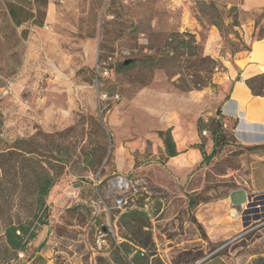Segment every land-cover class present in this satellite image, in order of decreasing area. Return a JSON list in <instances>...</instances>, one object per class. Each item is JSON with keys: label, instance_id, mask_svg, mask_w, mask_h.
Wrapping results in <instances>:
<instances>
[{"label": "rangeland", "instance_id": "374dc122", "mask_svg": "<svg viewBox=\"0 0 264 264\" xmlns=\"http://www.w3.org/2000/svg\"><path fill=\"white\" fill-rule=\"evenodd\" d=\"M246 1L56 0L57 18L53 28L44 27L43 45L30 44L0 10V139L73 128L70 141L82 139L87 152L102 157L96 170L75 164L48 198L56 264H114L113 241L126 242L119 216L128 207L149 214V264H200L216 255L247 264L264 253V206H235L230 199L235 190L248 191L252 164L262 154L246 150L226 119L228 145L207 165L202 156L194 165L191 156L182 175L169 165L158 135L171 107L195 104L184 97L190 92H208L211 115L203 119L222 111L219 74L264 37V8L249 9ZM190 36L197 55H176ZM164 53L175 57L171 68L117 71L123 62ZM98 66L109 75L96 73ZM185 83L191 91L175 86ZM198 137L211 153L210 132ZM119 179L125 182L115 187Z\"/></svg>", "mask_w": 264, "mask_h": 264}, {"label": "trees", "instance_id": "16d2710c", "mask_svg": "<svg viewBox=\"0 0 264 264\" xmlns=\"http://www.w3.org/2000/svg\"><path fill=\"white\" fill-rule=\"evenodd\" d=\"M190 37L191 43L183 40L185 45L175 48L176 55H197L195 38ZM188 48L191 51L185 52L184 49ZM173 59L175 57L171 58L168 53L160 58L144 56L136 61L119 64L117 71L122 72L138 66L163 69L170 67ZM205 61V58L201 59V62ZM248 85L254 95L264 96V88H261V85L264 86V75L248 81ZM175 86L182 91L192 90L187 83ZM226 119L221 110L216 117L198 118V131L210 132L213 142L212 152L209 154L203 143L193 145L202 154V165L210 164L228 145L230 140L227 136V125L224 123ZM98 127L100 128V124ZM234 128L235 125L232 132ZM73 131L70 128L62 132L48 133L38 129L29 137H18L11 141L0 139V264H23L39 251L40 246L33 247V244L44 228L49 230L51 208L47 203L48 198L56 184L75 164L82 170H96L101 166L102 157L97 150L87 152L88 147L83 144L82 139L77 142L70 141ZM158 135L163 140L167 158L178 156L173 129L161 130ZM244 147L250 152L264 155V145ZM118 226L125 230L126 242L117 244L113 241L112 262L149 264L153 255H148L145 251L153 248L154 244L149 214L141 207H128L120 213ZM102 230L108 232V228L103 227ZM132 246L135 249L132 250ZM31 250L32 254L26 260L18 261L20 254L25 256ZM255 256L248 264H264V253Z\"/></svg>", "mask_w": 264, "mask_h": 264}, {"label": "crops", "instance_id": "0c3cea01", "mask_svg": "<svg viewBox=\"0 0 264 264\" xmlns=\"http://www.w3.org/2000/svg\"><path fill=\"white\" fill-rule=\"evenodd\" d=\"M56 0H0V10L5 12L21 36L32 44L35 40L43 45L46 38L44 27L53 28L57 18ZM249 9L262 10L264 0H247ZM253 28L246 30V36H251ZM226 64L225 73L219 74L223 92L216 97L222 99V113L235 125L234 133L238 141L246 147L264 145V96H256L248 81L261 78L264 75V37L253 41L251 49L238 53L232 61ZM220 86V88H221ZM212 93V92H210ZM185 99H194L195 104L169 109L164 129L172 128L179 155L168 158L169 165L182 175L189 170L191 156L194 165L201 159L200 151L193 147L198 141V131L194 123L200 117L210 116L212 108L208 92L197 91L184 95ZM247 191V190H246ZM251 203L261 202L264 206V155L255 157L251 167L247 191ZM47 228L41 231L33 247L39 251L23 264H56L53 259V249L49 246ZM45 242V243H44ZM256 256H252L250 261ZM249 261V262H250ZM248 262V263H249ZM247 263V264H248ZM200 264H236L225 256L216 255Z\"/></svg>", "mask_w": 264, "mask_h": 264}, {"label": "water", "instance_id": "95a60500", "mask_svg": "<svg viewBox=\"0 0 264 264\" xmlns=\"http://www.w3.org/2000/svg\"><path fill=\"white\" fill-rule=\"evenodd\" d=\"M119 181L125 182L123 179H119ZM230 199H231L232 204L235 206H242L251 201L247 191L244 189H238V190L233 191L230 195Z\"/></svg>", "mask_w": 264, "mask_h": 264}, {"label": "built area", "instance_id": "2783aa9c", "mask_svg": "<svg viewBox=\"0 0 264 264\" xmlns=\"http://www.w3.org/2000/svg\"><path fill=\"white\" fill-rule=\"evenodd\" d=\"M184 1H186V0H184ZM101 68V67H100ZM96 73H98V74H100L101 73V75L103 74V75H109V69L108 68H101V72L99 71V66H98V68L96 69ZM24 257V254H20V258H23Z\"/></svg>", "mask_w": 264, "mask_h": 264}, {"label": "bare ground", "instance_id": "6f19581e", "mask_svg": "<svg viewBox=\"0 0 264 264\" xmlns=\"http://www.w3.org/2000/svg\"><path fill=\"white\" fill-rule=\"evenodd\" d=\"M123 184H124V182L117 181L116 183H114V186L119 187V186H122ZM233 216H235V215H233Z\"/></svg>", "mask_w": 264, "mask_h": 264}]
</instances>
